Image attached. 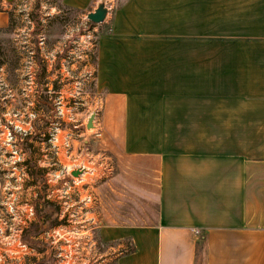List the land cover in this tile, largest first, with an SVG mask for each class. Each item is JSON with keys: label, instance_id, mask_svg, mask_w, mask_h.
<instances>
[{"label": "crops", "instance_id": "crops-1", "mask_svg": "<svg viewBox=\"0 0 264 264\" xmlns=\"http://www.w3.org/2000/svg\"><path fill=\"white\" fill-rule=\"evenodd\" d=\"M103 24L92 66L110 178L158 199L148 224L99 213L101 246L122 253L114 264H264V0H126Z\"/></svg>", "mask_w": 264, "mask_h": 264}, {"label": "rangeland", "instance_id": "rangeland-1", "mask_svg": "<svg viewBox=\"0 0 264 264\" xmlns=\"http://www.w3.org/2000/svg\"><path fill=\"white\" fill-rule=\"evenodd\" d=\"M125 1L93 0L77 9L67 0H1L10 24L0 31V229L7 230L0 232V264H67V217L80 210L72 200L81 195L101 198L103 209L88 204L93 229L104 212L107 225L154 222L155 185L120 187L110 175L78 192L69 171L80 161L100 167L105 159L115 172L104 125L93 119L88 127L102 111L91 60L108 27L88 16L101 7L110 16ZM43 70L53 74L52 101L41 86ZM88 238L106 254L97 231Z\"/></svg>", "mask_w": 264, "mask_h": 264}, {"label": "built area", "instance_id": "built-area-1", "mask_svg": "<svg viewBox=\"0 0 264 264\" xmlns=\"http://www.w3.org/2000/svg\"><path fill=\"white\" fill-rule=\"evenodd\" d=\"M106 11L107 18L109 15V9L107 8ZM97 136H101V133L98 132ZM100 164L101 166L98 167L93 161L89 163L84 160L80 161L76 165L77 167L75 169H72L73 167L69 169L71 174L75 171H80L79 176H70L72 184L78 190V192H80V190L83 189L85 186H91V183H94L95 181L101 182L111 175L114 169L112 164L107 162L105 159L104 161H101ZM77 198L78 200H76ZM77 198H74L72 202L73 204L77 205L80 210H74L71 213H68L67 217V264H114L116 259L122 253L118 250L106 249V254H98V244L97 246L94 245L95 243L88 238L92 236L93 233L98 231L101 227L100 220L99 222H97L98 224L96 228L93 229L91 227V222L92 220L94 221V218L90 217V214L88 212V204L96 202L97 198L92 197L91 195H81ZM82 205H84L86 208H84ZM32 213L34 214V212ZM0 232L6 233L7 230L6 228L4 230L1 228ZM84 251L87 253L85 254ZM88 251H94L92 257L89 256Z\"/></svg>", "mask_w": 264, "mask_h": 264}, {"label": "flooded vegetation", "instance_id": "flooded-vegetation-1", "mask_svg": "<svg viewBox=\"0 0 264 264\" xmlns=\"http://www.w3.org/2000/svg\"><path fill=\"white\" fill-rule=\"evenodd\" d=\"M43 71H44V77H43V83L41 84V86L47 88L46 99L48 101H52V99H54L55 89H54V82L50 81V78L53 76V74H51L49 72L47 73L45 70H43ZM50 86H52V88ZM43 92H44V90L41 92L42 95L44 94ZM40 98L42 99V96H40ZM38 103L39 104H43V103L45 104V102L43 100L41 102H38ZM48 104H49V102H48ZM37 112L38 113L40 112L39 108H38Z\"/></svg>", "mask_w": 264, "mask_h": 264}, {"label": "water", "instance_id": "water-1", "mask_svg": "<svg viewBox=\"0 0 264 264\" xmlns=\"http://www.w3.org/2000/svg\"><path fill=\"white\" fill-rule=\"evenodd\" d=\"M106 14H107V11L105 8L101 7L99 9H97L96 12L90 14L88 16L89 20L92 21L93 23H102L104 22V20L106 19ZM93 119H95V116H92L89 123H88V127H91L93 126ZM72 175L74 177H77L80 175V171H75L72 173Z\"/></svg>", "mask_w": 264, "mask_h": 264}, {"label": "trees", "instance_id": "trees-1", "mask_svg": "<svg viewBox=\"0 0 264 264\" xmlns=\"http://www.w3.org/2000/svg\"><path fill=\"white\" fill-rule=\"evenodd\" d=\"M93 23V22H92ZM95 60H96V54L95 55H93V59L91 60V63H95ZM34 227V226H33ZM31 232V231H30ZM29 232V233H30ZM28 232H26V234L24 235L25 236V238L26 237H28V234H29ZM204 248H205V242H204V240H202L200 243H199V249H200V251H203L204 250Z\"/></svg>", "mask_w": 264, "mask_h": 264}]
</instances>
